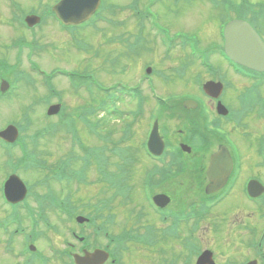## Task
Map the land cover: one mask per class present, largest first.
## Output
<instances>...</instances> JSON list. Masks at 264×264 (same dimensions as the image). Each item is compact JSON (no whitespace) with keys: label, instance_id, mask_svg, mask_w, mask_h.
<instances>
[{"label":"rangeland","instance_id":"obj_1","mask_svg":"<svg viewBox=\"0 0 264 264\" xmlns=\"http://www.w3.org/2000/svg\"><path fill=\"white\" fill-rule=\"evenodd\" d=\"M19 4L25 7L26 10L31 9L32 6H35L40 13L44 12V7L46 5L53 4V1L44 2L42 4V9L39 6L40 4H37L35 2H32L30 0H18ZM132 0H103V3H114L121 6L128 5ZM143 1V0H140ZM188 1H192L190 4L186 3ZM210 3H209V2ZM236 2L240 0H234ZM254 3H260L262 0H251ZM150 2L153 4V7L147 8V16L145 18L146 21H149L150 23L156 24V26L160 27L161 29H164L168 32V35L170 38L175 37V34H181V35H187L192 38H196L201 42V50L209 49L212 45L219 44L218 40V33H217V13L214 12V10L211 8V5H224V0H176L175 2L173 0H150ZM11 8L10 3L7 0H0V44L2 48H0V58L5 57L3 54L6 55V57L9 59V62L13 63V50L10 48V43L17 39V36H24L27 35L28 32L25 29H18V33L14 31L17 27H20L19 25L16 28H13V25L9 24L12 19L11 17ZM220 14V13H218ZM121 22L120 26L117 28H109L106 24L99 23L98 28L88 30L87 33H84L83 31H80L76 33V37H81L83 34V42L87 43L91 50L89 52L83 53L78 52V48L76 47V43L72 38H69L70 35L65 32L56 22H53L51 18H47L46 22L37 28L36 30V44H40L43 48H45V51L36 52L34 56V59L40 63V65L47 70L48 72H51L55 69L62 70V69H69L77 73H81L83 70H88L89 72H93L96 74L98 80L106 85H111L117 80H122L126 83H130L131 85H134L135 82L138 81V78L143 74L144 69L147 66H152L154 69H158L159 71H162V73H165L168 77L174 79V82H163L161 75H155V82L156 87L158 89V92L164 96H167V94L175 93L177 95H181L188 92H194V79H195V71L196 67H192L190 71L188 72L186 77H177L175 74V71L179 69L180 61H183L187 58L188 49L182 50L178 49L173 55L169 58L165 55V46L160 44V40H154L153 35L149 32L144 33V37L147 38L148 44H147V50H143L140 55L137 57H128L126 55V51L124 46L121 45V42L117 39L119 37H115L117 35L130 32L134 35L138 33V24H134L133 17L131 14L127 11L124 14H120L117 18ZM3 22V23H2ZM148 30V28H147ZM26 38L31 41L28 36ZM204 41V42H203ZM34 42V40H33ZM178 47H181L179 45V40L177 41ZM7 45V46H6ZM4 48V50H3ZM7 48V49H5ZM151 49V51H149ZM24 53H29L31 50L24 49ZM2 53V54H1ZM190 53V51H189ZM119 57V58H118ZM113 58H118V63L113 65L109 64L110 60ZM213 59V57H212ZM218 69L222 70L221 66H217ZM125 71V72H124ZM5 79L10 80L11 74H9V77H5ZM227 80L231 82H237L240 81L238 76H233L231 73L227 74ZM241 85L243 84V81L239 82ZM237 83V84H239ZM22 85L21 89L17 92V95L20 96L13 101L9 100L11 104H3V120L9 121V120H17L19 122L24 121V116H22L23 110L30 105L31 98L34 96V93L38 96H43L46 94L45 89H43L40 85H37L36 89L29 88ZM56 88L61 90L65 93V102L67 105L66 109V115L72 114L77 115L80 112V108L82 106L88 105L91 100L89 98L88 93H82V97H79V95H74L70 91V87L67 85L66 81H61L59 84L56 85ZM66 93H69V95H66ZM237 93V91H236ZM235 93V95H236ZM35 97V96H34ZM22 100V101H21ZM13 106V107H12ZM16 107V108H15ZM129 108L131 105L128 106ZM38 108L36 112L32 113V127L26 132L29 134H34L36 130L41 127V125L44 127L46 126L45 120L46 116H44V113L46 112V108L42 105L36 107ZM179 108V107H178ZM181 109V108H179ZM44 110V113H43ZM173 111H176L173 109ZM182 111V109H181ZM180 111V112H181ZM39 114V115H38ZM41 119L44 122H38L36 119V116H40ZM168 115V114H167ZM2 116V113H1ZM10 117L9 119H7ZM14 117V118H12ZM34 119L36 121H34ZM173 124H178L180 126H188L190 125V122L188 120H185L184 122H180L174 119L172 121ZM260 124V123H259ZM144 125L146 126V123L144 122ZM113 126L119 127V124L117 121H113V124L111 125V128ZM263 127L264 126H258V128L253 129L251 131L253 138H257V136L260 133H263ZM237 133H240L239 129H235ZM172 137L177 136L178 132L171 133ZM60 138L54 139L51 138L47 140H42L41 145L39 148V152L41 154L45 155L44 149H52L53 152L55 149H58L59 143L62 144V149H64L63 154H70L74 151V155H80L79 148L71 146L70 142V136L64 132L61 131ZM81 142L84 147L86 148H93L97 145V140L93 136V134L90 132V130L86 127L82 128L81 131ZM56 138V137H55ZM137 138V134L134 138L133 144H135ZM59 139L61 141L59 142ZM178 141V139H177ZM101 144V143H100ZM59 155V154H58ZM64 155H61L59 157H63ZM58 157V158H59ZM138 157V154H137ZM54 162H56L58 160ZM50 162H53L51 158H49ZM0 168H3V159L1 158ZM210 164V160H207L205 170H207L208 166ZM144 165L142 164H136L131 167L130 169V176L133 177L134 184L140 179L142 173L144 170L142 169ZM4 172V169H3ZM5 174L0 173V182L2 177ZM47 175V174H46ZM194 175V172H191L187 177L180 179L176 184L173 185H167L166 188H168V191L172 193L175 197V202L178 205H181L182 201H186L188 198H200L204 196L206 193V190L208 188L207 183L205 182V178L207 179L206 172L204 171V175L201 174L199 177V180L197 182L192 177ZM97 177L95 175H92V178L90 179V185L87 187H75L72 186V199L74 201H77V208H81L80 205L82 203L87 202L89 200L95 201L98 199L99 195L102 196L103 189L106 190V187L98 182L96 179ZM39 178L35 177L33 179L29 178L32 185L37 183V180ZM28 180V179H27ZM53 189V191L57 192L59 195H62L61 190L62 187L58 185L53 186V182L50 185ZM201 186V188H199ZM140 187V186H139ZM137 188V191L139 189ZM201 190V192H200ZM42 192V190H38ZM77 191V192H75ZM204 191V192H202ZM68 191L65 190L64 194ZM112 193V192H111ZM203 194V195H202ZM97 201V200H96ZM121 201L118 200L117 203H120ZM240 197H236L235 201H230L229 203H225L224 207L221 208L223 211L227 212V207L232 205H237L240 203ZM132 204V203H131ZM142 204L145 206L147 215L156 217L153 214V206L152 204H149V201L147 200V197L144 195L142 197ZM1 200H0V209L2 211H5V208H3ZM121 206V205H120ZM126 206L123 205V207H120L122 213L128 214V210L125 208ZM3 208V209H2ZM134 208L136 206L134 205ZM120 209L117 206L116 212L120 214ZM0 210V218L3 217V213ZM220 210H216L215 214L212 218L217 217L220 215ZM84 213H87L86 211ZM130 216V215H129ZM130 220L127 222V217H124L126 219V222L130 225H133L134 223H137L136 216H130ZM123 218V217H122ZM244 218L242 215L233 216L232 222L236 221V219H242ZM120 216L117 219V224L113 226V230L116 234L120 233L122 231V227H124L126 224H124V220H121L119 222ZM50 221L58 227L59 233H52L47 232L44 228V225L42 226V230H40V236L38 238L37 250L40 255L49 256L52 259L53 264H63L61 260H59L56 257H52L55 249L63 250L65 246V239L71 240V242L75 245L79 244L78 241H76L73 237L67 236L68 231L66 226L70 223L66 218L60 220L59 218L55 217L54 215H50ZM119 223V224H118ZM210 221L205 223L203 226V231L206 230V233L202 234L199 239H201L204 244H206V241H213L218 244V255L220 260H222L223 255L219 253V250L226 253V248H228L229 255H227V258H230L231 261H235V257L237 255V251L235 246L232 245V240L236 236L235 232H232L228 227L227 231L224 229L223 226L221 227V232L213 233L212 235L207 231V229L210 226ZM141 227L143 226L142 223H140ZM137 226V225H136ZM72 230H77V225L73 222L71 223ZM139 227V228H141ZM110 228V229H112ZM29 229V228H28ZM31 230V229H29ZM46 231V232H45ZM42 232L45 234H42ZM237 233V232H236ZM43 235V236H42ZM55 235L57 237H55ZM222 236V239L219 240L218 236ZM224 236V237H223ZM223 238L226 244H223ZM53 239V240H52ZM14 245L13 248L16 253L10 252L6 250L8 245V237L0 232V264H25V257H21L18 252H20V248L22 243H24V238L19 237L17 239H14ZM247 241V240H246ZM101 242V241H100ZM178 245V251H172L177 256V263L179 264L181 260V252L182 247L180 246L181 243H177ZM176 244V246H177ZM162 248V247H161ZM158 249L157 251H146L141 247L138 246H129V253L126 255V259L122 264H164L165 257L163 255L159 254V251L162 249ZM166 250H168L167 246H164ZM162 251H165L164 249ZM166 252V251H165ZM241 253V252H240ZM124 259V257H122ZM238 263L241 262L242 258L238 256Z\"/></svg>","mask_w":264,"mask_h":264},{"label":"flooded vegetation","instance_id":"obj_2","mask_svg":"<svg viewBox=\"0 0 264 264\" xmlns=\"http://www.w3.org/2000/svg\"><path fill=\"white\" fill-rule=\"evenodd\" d=\"M225 74L227 80V66L225 68ZM4 77L5 74L0 73V85L5 79ZM233 88L234 90L229 92L230 94L236 93L237 90L238 92L245 90L244 85L234 84ZM234 96H232V98H234ZM244 96L245 95H243V97ZM223 97V103L227 109V82ZM248 98L244 97L245 100ZM257 98L258 101L248 102L247 112L243 117L239 119H229L230 122L228 123L227 119L230 116L227 118V114L224 117L217 116L216 101L212 99L199 101V105L192 112L191 146L193 147V150L189 155H186L188 161L194 163V169L189 168L186 174L189 175L191 172H194L192 177L197 182L201 174L204 175L205 171L207 176L205 182L209 186L211 184V177L214 178V175L210 176L208 170L209 166L207 170H205L207 160L211 161L212 155L218 152L221 147H224V152L226 154L227 148L229 149L235 159L234 170L224 187L216 193H213L215 198L213 197L212 199H216L217 201L222 200V204L224 199L225 202L229 203L232 200L235 201L237 196L240 197L241 202L237 205H232L230 208L241 213L244 212L245 217L248 218H254L255 212L253 210H255L257 206H264V127L262 131L263 133H260L255 139L251 133V131L258 128V126H264V88H261L258 92ZM231 121H236L240 126L235 125L236 123ZM235 129H239L240 133H237ZM181 132H183V130H181ZM185 135V133L181 134V138H184ZM15 149L17 148L0 147V163H2V158L4 163V173L7 175L6 180L12 174L9 172L8 163L11 164L10 167H14L15 169L21 168L22 159L21 161L15 160V153L17 154ZM18 151L23 155L20 146ZM157 167L161 171L166 169V165L163 164H159V166L155 165L156 171ZM224 170L227 171V166ZM253 182H258L259 185H262H260L261 195L257 199L251 197L249 192V185ZM163 188L167 195L174 198V195L168 191V188L164 186ZM186 202L189 206H193L198 202V198H188ZM226 227L227 226H225V228ZM235 248L237 255L235 261H232V264H239L237 258L238 256L241 257L246 246L237 244L235 245ZM224 259L227 262V248L226 253L224 254Z\"/></svg>","mask_w":264,"mask_h":264},{"label":"water","instance_id":"obj_3","mask_svg":"<svg viewBox=\"0 0 264 264\" xmlns=\"http://www.w3.org/2000/svg\"><path fill=\"white\" fill-rule=\"evenodd\" d=\"M98 3L99 0H73L72 11L76 12V14L83 11L81 16H84L85 13H90L89 11L95 9ZM59 10L61 9L59 8ZM73 15L75 14L73 13ZM227 54L237 61L244 60L250 64H254V66H250L240 61L256 70H264V47L261 45V41L255 33L248 35L246 33L230 35L229 32H227ZM257 54H261L262 58L257 60L255 57ZM220 166V162L214 160L209 172L211 176L214 175V178H211L218 182L224 181L232 169L229 158H227V171L224 169L222 170ZM218 184L219 183H217V185ZM101 256V252H96L94 255H89L86 258L76 257V261L78 264H100Z\"/></svg>","mask_w":264,"mask_h":264}]
</instances>
